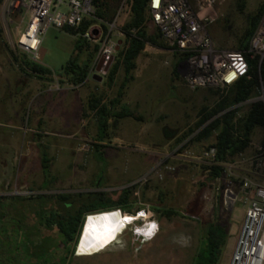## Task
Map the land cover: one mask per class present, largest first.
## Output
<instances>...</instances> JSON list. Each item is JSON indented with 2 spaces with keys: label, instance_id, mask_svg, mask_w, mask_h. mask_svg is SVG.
<instances>
[{
  "label": "rangeland",
  "instance_id": "1",
  "mask_svg": "<svg viewBox=\"0 0 264 264\" xmlns=\"http://www.w3.org/2000/svg\"><path fill=\"white\" fill-rule=\"evenodd\" d=\"M261 1L248 0L247 11H254ZM10 2L3 0L0 6V193L15 196L24 193L30 197L28 207L33 220L40 206H49L51 196L75 197L103 192L116 197L126 187H137L133 210H139L134 216L129 215L135 222L121 235L103 229L92 233L85 243L81 236L73 257L66 264H192L201 247L203 224L216 219L225 229L226 243L220 264H226L225 256L237 238L247 201L257 187H264V158L257 155L263 150L261 133L256 132L249 151L224 165L221 178L210 180L205 167L211 164L201 157L213 144L214 137L198 142L195 138L199 130L194 129L198 111L212 103L206 91L209 88L191 91L182 78L172 84V53L147 45L136 60L134 80L123 100L124 105L143 115L145 121H122L116 136L103 151L104 160L100 161L92 147L96 138L95 122L91 117L83 119L82 109L96 88L112 96L116 87L108 89L101 72L98 73L100 80L93 79L95 70L94 74L90 71L87 83L78 87L60 84L57 78L52 82L40 81L19 72L10 51L24 54L16 41L29 19L23 9L12 10ZM229 5L230 0L215 5L216 18L208 26L218 50L232 51L231 40L222 48L211 31L220 13ZM128 18V9L122 0L112 23H104L108 38L120 47L124 40L120 28ZM235 23L239 27L241 17L236 16ZM147 27L153 30L149 22ZM93 28L103 33L101 23L94 24ZM105 35L97 38L95 34L92 45L97 44L100 49ZM73 41L64 31L48 28L40 46L43 57L38 64L53 72L60 71L72 54ZM27 57L31 60V56ZM121 75L117 77V84ZM256 99L264 103L263 90L257 98L239 107L238 117ZM164 128L175 131L176 138L166 139L168 133ZM42 149L47 151L52 179L45 184ZM26 180L28 183L24 184ZM39 195L41 198H36ZM17 203L12 205L16 216L22 213L17 211ZM152 209H169L181 216L166 218ZM145 224L155 228L151 240L135 231V227ZM23 233L17 238L19 232L15 230L10 240L14 264H61L64 254L54 235L46 233L47 237L42 234L40 238L36 233L30 234L29 239Z\"/></svg>",
  "mask_w": 264,
  "mask_h": 264
},
{
  "label": "trees",
  "instance_id": "2",
  "mask_svg": "<svg viewBox=\"0 0 264 264\" xmlns=\"http://www.w3.org/2000/svg\"><path fill=\"white\" fill-rule=\"evenodd\" d=\"M2 2L3 0H0V6ZM121 3L122 0H94L95 12L92 18L85 19L77 28L62 29L73 37L74 41L72 54L60 71L53 72L30 60L26 54L19 55L10 51L13 64L22 74L40 81L52 82L54 78H57L60 84H68L72 87L85 85L99 45H92L91 39L85 38L84 35L96 23H101L103 33L107 34L105 24L112 23ZM147 3L148 0H125L129 18L120 28L124 36L123 46L118 47L114 61L104 75L108 89L116 87V90L112 96H107L96 88V91L88 95L82 109V118L91 117L95 122L96 138L92 147L100 161L104 160L103 151L116 136L122 121L133 120L142 123L145 121L143 115L124 105L123 100L129 84L134 80L136 60L147 45L172 53L174 63L170 82L174 84L182 81L178 67L188 55L174 51L152 24L153 30H148ZM247 10L248 0H230L229 8L220 13L211 30L213 37L222 48L226 46V41L231 40V50L245 54L249 69L246 77L229 87L206 89L212 98V103L198 111V121L194 129L199 131L195 140L199 142L214 137V142L209 147V150L214 152V163L210 167H205L209 171L210 180L221 178L225 164L251 149L253 137L258 131L262 135L263 150L257 152V155L264 158V103L260 100L253 101L247 112L242 117H238L239 107L257 98L262 90L264 91V58L260 60L258 56L248 53L250 39L264 14V0L254 11ZM236 16L241 17L239 27H236ZM120 73L121 79L117 84ZM163 131L168 133L165 136L168 140L177 136L175 131L169 132L167 128ZM189 132L192 134L194 130L191 129ZM41 167L46 181L52 182L49 170L50 160L45 149L41 150ZM99 179L100 177L97 181ZM136 189L134 185L126 187L117 193L116 197L103 192H91L75 197L69 194L49 197V206L46 207L44 215H41V224L45 228V237H47L46 233H49L59 240L64 254L61 264H66L67 260L73 257L76 240L85 216L113 210H120L123 214L134 216L139 210H133V196ZM152 211L166 218L181 216L178 212L169 209H152ZM36 214L39 218V211ZM225 243V229L217 219L204 223L201 228V247L192 264H220Z\"/></svg>",
  "mask_w": 264,
  "mask_h": 264
},
{
  "label": "built area",
  "instance_id": "3",
  "mask_svg": "<svg viewBox=\"0 0 264 264\" xmlns=\"http://www.w3.org/2000/svg\"><path fill=\"white\" fill-rule=\"evenodd\" d=\"M125 1V0H124ZM223 0H148L147 16L166 43L179 53L187 54L181 63V78L191 91L226 88L248 74L244 53L215 49L208 26L216 18L215 5ZM94 0H11L12 10L23 9L28 24L19 35L16 46L31 60L42 59L40 46L48 28H77L94 16ZM103 33L92 28L84 35L93 39ZM104 36L91 73L100 61L102 69L114 58L118 45ZM248 53L264 58V14L249 42ZM202 159L212 165L214 152L208 150ZM140 213V212H139ZM138 213V214H139ZM227 264H264V187H257L247 201L244 219Z\"/></svg>",
  "mask_w": 264,
  "mask_h": 264
},
{
  "label": "flooded vegetation",
  "instance_id": "4",
  "mask_svg": "<svg viewBox=\"0 0 264 264\" xmlns=\"http://www.w3.org/2000/svg\"><path fill=\"white\" fill-rule=\"evenodd\" d=\"M43 177V184H45L46 179L44 175ZM27 183V180L24 181V184ZM40 187L43 188L42 184ZM41 196L42 195H39L36 198L40 199ZM30 199L31 198L28 196L26 197L24 193L23 195L18 196H15L14 194L8 195L3 192L0 193V264H14V249L11 246L12 242L10 240L14 235L15 230L19 232L17 238H19L20 234L23 232H26L29 239L30 234L35 235L37 233L40 235V238L42 234H44L45 228L41 224V215H44L46 207L45 205H43V207L40 206L39 218L37 217V214L34 213V219L32 220L31 212L29 211L30 208L28 207ZM15 201L18 202L15 206L17 207V211H22L21 215L16 216L14 214V206L12 205H15Z\"/></svg>",
  "mask_w": 264,
  "mask_h": 264
},
{
  "label": "bare ground",
  "instance_id": "5",
  "mask_svg": "<svg viewBox=\"0 0 264 264\" xmlns=\"http://www.w3.org/2000/svg\"><path fill=\"white\" fill-rule=\"evenodd\" d=\"M128 225L129 219L126 218L124 214H121L120 211H108V213L103 215H93L87 221V226L84 231V235L86 236L88 232L95 234L96 232L98 233L100 230L103 229L119 232V234L121 235L123 231L128 228ZM135 230L141 237L146 240H151L155 235V228L147 224L141 226L140 228L135 227Z\"/></svg>",
  "mask_w": 264,
  "mask_h": 264
},
{
  "label": "water",
  "instance_id": "6",
  "mask_svg": "<svg viewBox=\"0 0 264 264\" xmlns=\"http://www.w3.org/2000/svg\"><path fill=\"white\" fill-rule=\"evenodd\" d=\"M118 47H117L116 51L118 50ZM102 62L103 61H100L99 64L96 66V68H95V72L96 73L92 76L93 79L96 78V77H98L99 80H100L101 79V76H99L98 73L101 72L103 75H105L106 72L108 71L110 65H111L112 60L108 61L103 69H102V64H103ZM256 100H259V99H256ZM113 211H115V210H113ZM118 211H120V210H118ZM102 213H106V212H102ZM120 213L123 214L121 211H120ZM95 214H99V213L89 214V215H87V216L84 217L83 224L81 226L80 232H79L78 237H77V240H76L75 248L77 246V243L79 242V239H80V236H81V232H82V229H83V227L85 225L86 219L88 218V216L95 215Z\"/></svg>",
  "mask_w": 264,
  "mask_h": 264
},
{
  "label": "crops",
  "instance_id": "7",
  "mask_svg": "<svg viewBox=\"0 0 264 264\" xmlns=\"http://www.w3.org/2000/svg\"><path fill=\"white\" fill-rule=\"evenodd\" d=\"M40 53H41V56L43 57V50H42V49H40ZM91 74H94V73H91ZM123 102H124V101H123ZM106 213H108V212H106ZM106 213H103V214H106ZM110 213H111V212H110ZM103 214H95V215H103ZM124 215L126 216V218L129 219V225H128V227L131 226V225L135 222V219H134L133 217L127 215V214H124ZM92 216H93V215H90V216H88V218L86 219L85 225H84L83 230H82V233H81V236L83 237V242H84V243H85V241L87 240V238L90 237V236L92 235V233H90V232H88L86 236L84 235V231H85L86 226H87V221H88ZM135 231H136V230H135ZM136 232H137V231H136ZM137 234H138V233H137ZM138 235H139V234H138ZM81 236H80V239H79V242H78V243H80V241H81ZM139 236H140V235H139ZM234 244H235V241L233 242V246H234ZM233 246H232L231 250H229L228 253H227L226 256H225L226 264L228 263V260H229V257H230V255H231V252H232Z\"/></svg>",
  "mask_w": 264,
  "mask_h": 264
}]
</instances>
